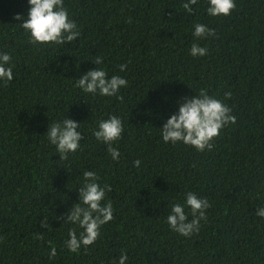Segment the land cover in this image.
Returning <instances> with one entry per match:
<instances>
[{"label": "trees", "instance_id": "obj_1", "mask_svg": "<svg viewBox=\"0 0 264 264\" xmlns=\"http://www.w3.org/2000/svg\"><path fill=\"white\" fill-rule=\"evenodd\" d=\"M183 2L64 0L80 35L56 45L30 43L14 19L27 0H0V51L13 66V79L0 83V264H116L122 252L125 264H264V219L255 215L264 205V0H235L227 16H209L207 0L189 14ZM196 22L215 30L197 41L207 49L200 57L188 53ZM97 56L109 76L128 81L117 95L74 87ZM200 89L234 121L210 149L164 143L163 118ZM110 114L124 129L112 145L116 161L92 135ZM64 115L81 122L84 138L60 160L44 131ZM84 170L110 186L113 217L92 244L70 252L64 240L74 226L62 221ZM187 191L210 206L198 231L182 236L165 217Z\"/></svg>", "mask_w": 264, "mask_h": 264}, {"label": "clouds", "instance_id": "obj_2", "mask_svg": "<svg viewBox=\"0 0 264 264\" xmlns=\"http://www.w3.org/2000/svg\"><path fill=\"white\" fill-rule=\"evenodd\" d=\"M196 0H184L182 8L186 13L192 12ZM26 14L15 13L14 19L20 21L19 26L28 34L29 42L33 44L71 43L78 38L80 32L74 20L68 16L64 0H27ZM235 7V0H207L206 13L209 16H227ZM191 35L194 38L188 53L192 57L205 55L207 49L197 41L214 36L215 30L203 23H193ZM95 66L82 72L74 80V87L82 93L93 96L112 97L127 86L128 81L121 75L109 76L103 67L102 58L97 56L91 61ZM119 71L126 70V63H121ZM13 79V66L8 51H0V83H8ZM230 93L225 92L224 96ZM231 109L204 89L192 95L183 96L177 101L174 111L163 118L159 126L160 138L164 143L177 142L194 147L197 151L210 149V141L218 134L219 129L234 121ZM81 122L65 115L59 120L47 122L46 140L54 146L60 160H66L69 154L80 148L84 134L80 130ZM123 123L119 115H108L99 119L92 135L97 142L107 146V151L113 161L120 157L119 149L113 147L123 132ZM134 167H139L141 161H132ZM110 186L98 182L96 173L84 170L78 187V202H73L66 210L63 223L74 227L67 231L64 246L70 252L92 244L99 235L100 226L113 217V205L106 199ZM209 202L194 192L184 193L183 202L172 203L165 217V222L171 231L182 236H190L199 229L200 221L206 218L205 210ZM188 209L186 212L185 209ZM189 215L191 219H189ZM255 215L264 219V205L255 209ZM55 250L49 252L54 256ZM128 256L121 253L116 264H125Z\"/></svg>", "mask_w": 264, "mask_h": 264}]
</instances>
